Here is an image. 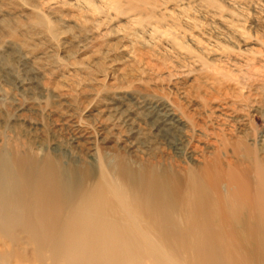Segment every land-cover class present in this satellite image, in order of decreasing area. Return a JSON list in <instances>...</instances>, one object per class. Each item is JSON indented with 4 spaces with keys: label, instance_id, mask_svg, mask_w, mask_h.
Masks as SVG:
<instances>
[{
    "label": "bare ground",
    "instance_id": "obj_1",
    "mask_svg": "<svg viewBox=\"0 0 264 264\" xmlns=\"http://www.w3.org/2000/svg\"><path fill=\"white\" fill-rule=\"evenodd\" d=\"M171 100L150 101L145 144L101 120L74 121L63 151L0 147V264H264V146L236 126L234 99L203 116Z\"/></svg>",
    "mask_w": 264,
    "mask_h": 264
},
{
    "label": "rangeland",
    "instance_id": "obj_2",
    "mask_svg": "<svg viewBox=\"0 0 264 264\" xmlns=\"http://www.w3.org/2000/svg\"><path fill=\"white\" fill-rule=\"evenodd\" d=\"M216 96L264 146V0H0V147L63 151L74 121L153 141L150 101L203 116ZM113 98L119 109L99 113Z\"/></svg>",
    "mask_w": 264,
    "mask_h": 264
}]
</instances>
